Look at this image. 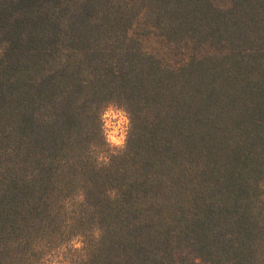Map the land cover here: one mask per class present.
Returning a JSON list of instances; mask_svg holds the SVG:
<instances>
[{
  "label": "trees",
  "instance_id": "1",
  "mask_svg": "<svg viewBox=\"0 0 264 264\" xmlns=\"http://www.w3.org/2000/svg\"><path fill=\"white\" fill-rule=\"evenodd\" d=\"M0 264H264V0H0Z\"/></svg>",
  "mask_w": 264,
  "mask_h": 264
},
{
  "label": "clouds",
  "instance_id": "2",
  "mask_svg": "<svg viewBox=\"0 0 264 264\" xmlns=\"http://www.w3.org/2000/svg\"><path fill=\"white\" fill-rule=\"evenodd\" d=\"M106 115L108 117H119V121L116 125H112L110 120L106 121V134L111 143L116 145H122L125 138V132L128 123L125 114L123 113V111L120 110L114 111L110 107ZM117 132H119V135H117Z\"/></svg>",
  "mask_w": 264,
  "mask_h": 264
},
{
  "label": "rangeland",
  "instance_id": "3",
  "mask_svg": "<svg viewBox=\"0 0 264 264\" xmlns=\"http://www.w3.org/2000/svg\"><path fill=\"white\" fill-rule=\"evenodd\" d=\"M110 107H111L114 111H116V110L123 111V113L125 114V117H126V119H127V121H128V123H127V127H126V132H125V140H124V142H123L122 145H116V144L111 143V142L109 141V139H108L107 134H106V121H107V120H110L112 125H116V124L118 123V121H119V117H118V116H117V117H108V116L106 115ZM103 120H104L105 134H106V138H107V141L109 142V144H110L112 147H121V146H123V145L125 144V142H126V139H127V136H128V132H129V128H130V118H129V115H128V113L126 112V110H125L123 107H121V106H119V105H117V104H110V105L106 108V110L104 111ZM109 130H110V129H109ZM117 135H119V132H117Z\"/></svg>",
  "mask_w": 264,
  "mask_h": 264
},
{
  "label": "built area",
  "instance_id": "4",
  "mask_svg": "<svg viewBox=\"0 0 264 264\" xmlns=\"http://www.w3.org/2000/svg\"><path fill=\"white\" fill-rule=\"evenodd\" d=\"M124 140H125V138H124ZM124 142V141H123Z\"/></svg>",
  "mask_w": 264,
  "mask_h": 264
}]
</instances>
